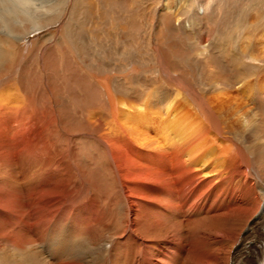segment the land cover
I'll use <instances>...</instances> for the list:
<instances>
[{"label": "bare ground", "instance_id": "1", "mask_svg": "<svg viewBox=\"0 0 264 264\" xmlns=\"http://www.w3.org/2000/svg\"><path fill=\"white\" fill-rule=\"evenodd\" d=\"M52 1L0 0L11 39L0 37V264H264V34L254 21L242 14L232 48L220 14L211 29L198 24L233 0L175 12L159 0L163 40L144 47L85 43L66 26L58 61H43L52 77L37 68L33 83L17 75L32 41L16 51L15 40L46 26L53 16L33 11Z\"/></svg>", "mask_w": 264, "mask_h": 264}, {"label": "rangeland", "instance_id": "2", "mask_svg": "<svg viewBox=\"0 0 264 264\" xmlns=\"http://www.w3.org/2000/svg\"><path fill=\"white\" fill-rule=\"evenodd\" d=\"M42 1L44 4V0H34V3L40 5ZM59 1H61V2H59ZM111 1H114V0H89V1L88 0H82V2H84V3L86 2V3L85 4L81 3V7H83V8H82L81 12H79L75 16L76 17L75 19L73 18L74 15H72L75 0H53L52 1L53 4L54 3H55V5L59 4L58 8L59 9L61 8L60 13H58L60 10L57 7H56L57 9L55 8L52 10L53 12L49 11V10H48L49 11L48 12L47 8L44 7V9H42V7H40V6H38L39 10L35 6H34V9H37V10L30 8L31 10H34L33 12L36 15L40 14V17L44 20H46V18L48 19L49 16H50V18L52 16L54 18L53 17L51 19L49 18L50 20H48L46 22L47 24L45 27L41 28L42 30L41 29L38 30L37 28H35L34 30H32V32L27 34L28 36L25 35L24 37L21 38V40H15V43H16L15 50L16 51H18V49H20V48H23V46L29 40L32 41L31 44H29L25 49H23L24 50L23 53L20 54L21 58L18 57V59H20L18 66L19 65L20 66L18 68L17 75L19 76V74L21 72L24 73L27 71L28 73L27 72L26 73L31 76L30 78L32 79L33 83H35L38 80L40 72H42V74H44L45 76L47 75L45 78L48 77V74L51 75L52 73L50 71H49L50 72L49 73L48 71H45V69H44V71L42 69L45 67L44 64L46 63V61L48 59L47 55L52 54V57L55 56L56 60H57L58 50L60 49V47L63 46V42L67 39L66 36L64 35L65 34L64 29L66 30V26L69 28L74 27V28L82 29V32H83L82 40H84L85 43L90 42L89 36L94 38L95 35H98L97 37L95 36L96 37L95 39H98L101 43L115 44L120 49H121V47L127 48L130 46L144 47V46H147L149 43L154 44V42H156L158 40H163L161 37H159L160 36L159 31L164 28V24H162L163 22L161 23V21L159 22L155 18V15H154V13H155L154 10L157 9L156 6H157L159 0H125L126 4H123L122 6H121L122 0H118L120 5L114 4L113 6H112ZM186 1L187 0H184V1L183 0H173V4H174L173 7L174 8L172 7L170 10L172 12H175L177 9H180L181 6L185 5ZM203 1H206V0H203ZM247 1L248 0H246V1L245 0H239V2H238V0H235V2H234V0H233L231 5H227V7H226V5H223L222 9L221 8L218 9L219 13H217V12H216V14L213 13L212 14L213 18L209 17L206 20L207 25L205 22H202L203 24H201V25H200V23L199 24L197 23V24L200 27H203V25H204L203 28H206L208 26L207 28L211 29L215 25L214 22H212V20H215L216 15L218 17V15L220 14L221 19L224 17L223 26L225 25V27L228 29V39H229L228 41H229V43L227 41V42H225L226 43L225 45L229 46L230 48L233 47V44L235 45L236 42L240 41L237 32H238V30H240V28L242 26V22H241L242 18H243L242 14L245 15L244 13H247L246 14L247 17L250 20L252 19L254 21L255 26H257V28H258L259 35L264 34V9H262L260 5L256 6V7H252L250 2H247ZM194 2H192V7H191L193 10L199 6L198 1L195 2L196 4ZM207 2H209V0H207ZM246 3H248V5H246ZM44 5H47V3ZM62 5H63V7H62ZM84 5H85V7H84ZM48 6H49V4H48ZM235 7H237V8H235ZM45 9H46V11H45ZM239 11H241V12L239 13ZM228 12H230V13H228ZM45 15H46V18H45ZM79 16H81V17H79ZM237 16H238V18H237ZM240 17H241V19H240ZM56 18H58V20ZM218 19H219V17H218ZM155 20H156V22H155ZM67 21H70V23ZM77 21L79 24L78 23L75 24ZM48 22H50V23H48ZM51 22H52V25H51ZM240 24H241V26H239ZM50 25H51V27H50ZM216 25H218V23H216ZM233 26H235L236 28ZM187 28H189V27L187 26ZM36 29H37V31H36ZM192 29L193 28L190 27L191 33L193 34L192 36L195 39V32H192ZM62 32H64V34ZM178 32H179V30H178ZM229 34H230V36H229ZM179 35H181V34L179 33ZM2 36H4V35L0 34V37L3 40H5V42L11 40L10 38H9V40H6L4 38L5 36L4 37H2ZM234 40H236V41H234ZM174 41H175V43L179 42V40L177 41V39H175ZM124 46H126V47H124ZM231 53H232V55H234L235 50L233 49ZM217 55H218V53H217ZM144 56H145L144 59L147 60L149 57H151V54L148 53ZM120 57L121 56H119V59H121V61L120 60L119 61L122 62L123 58L122 57L120 58ZM74 58L78 61V62L76 61L77 66L80 65L81 67H83V65H81L79 60L76 57H74ZM43 61H45V63H43ZM23 67H25V68H23ZM37 68L39 70L38 71L39 73L37 72ZM37 74H39V75L36 76ZM123 75L124 74L118 72L115 75L114 79L116 77H118L117 80H122L124 77ZM132 75L133 74L129 75L126 79L133 80L134 75L133 76ZM150 75L152 76V74H150ZM35 76L37 79L36 78L33 79ZM50 77H52V75ZM33 80L34 81L36 80V81L34 82Z\"/></svg>", "mask_w": 264, "mask_h": 264}]
</instances>
